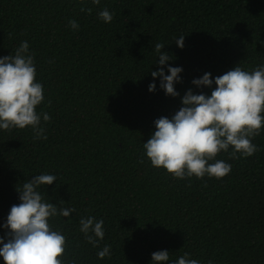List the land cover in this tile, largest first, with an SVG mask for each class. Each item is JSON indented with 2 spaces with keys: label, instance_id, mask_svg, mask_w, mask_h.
<instances>
[{
  "label": "trees",
  "instance_id": "16d2710c",
  "mask_svg": "<svg viewBox=\"0 0 264 264\" xmlns=\"http://www.w3.org/2000/svg\"><path fill=\"white\" fill-rule=\"evenodd\" d=\"M105 8L110 23L98 17ZM181 35L183 48L174 40ZM22 41L44 88L36 111L50 121L41 116L46 140L34 139L31 127L0 129L5 242L3 225L21 202L17 187L54 174L57 180L38 191L58 209H75L49 220L66 237L64 264H151L161 250L169 251L164 264L185 252L199 264H264V128L252 139V156L218 154L231 164L221 179L174 178L153 167L143 149L154 121L171 119L187 90L210 95L215 77L237 64L248 71L264 65V0H0V57ZM157 43L172 57L165 74L169 65L183 69L174 85L179 96L166 95L151 75L161 67ZM204 73H211V88L192 83ZM89 216L104 221L98 247L80 231ZM105 245L111 256L100 259Z\"/></svg>",
  "mask_w": 264,
  "mask_h": 264
},
{
  "label": "clouds",
  "instance_id": "9594fccd",
  "mask_svg": "<svg viewBox=\"0 0 264 264\" xmlns=\"http://www.w3.org/2000/svg\"><path fill=\"white\" fill-rule=\"evenodd\" d=\"M80 3L83 5L84 0ZM91 3L99 5L100 0H91ZM81 11L91 14L92 9L81 6ZM98 17L106 23L113 20L107 8L100 11ZM68 24L73 30L79 29L76 20H69ZM174 40L178 47H184V35ZM163 48L164 44L155 45L159 53L157 63L161 67L151 71V75L160 77V87L166 95L176 97L180 94L174 85L181 81L183 69L169 65V74H165L163 66L172 57L162 52ZM192 83L211 88V73H204ZM214 83L216 86L210 95L187 90L181 97L182 107L171 119L162 116L154 121L155 131L143 143L153 167L165 169L174 178L203 179L207 175L221 179L230 173L231 164L216 159L219 153L223 151L229 153L230 158L239 159L258 151L252 139L264 128V65L248 71L237 64L216 76ZM148 90H156L155 82L149 84ZM43 91L42 83L36 81L34 53L29 52L28 42L22 41L14 54L0 57V129L31 127L34 139L46 140L41 116L44 122H49L50 116L36 111L44 101ZM56 180L54 174H39L17 187L21 202L11 206L3 225L9 230L7 242L0 236V257L4 264H64L66 237L53 230L49 220L57 215L68 217L75 209H58L56 203L46 202L38 191L40 186L51 185ZM79 223L87 242L98 247L105 235L104 221L89 216L82 217ZM110 247L105 245L98 251V258L110 257ZM169 259L167 250L151 254V264H164ZM172 264H199V261L185 252ZM208 264L213 262L210 260Z\"/></svg>",
  "mask_w": 264,
  "mask_h": 264
}]
</instances>
